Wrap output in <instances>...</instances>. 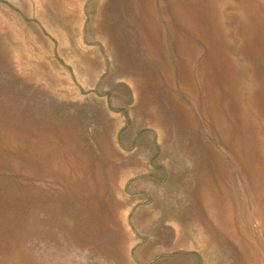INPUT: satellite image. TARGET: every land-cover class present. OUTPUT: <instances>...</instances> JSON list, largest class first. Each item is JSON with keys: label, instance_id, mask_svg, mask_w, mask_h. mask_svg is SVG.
Instances as JSON below:
<instances>
[{"label": "rangeland", "instance_id": "374dc122", "mask_svg": "<svg viewBox=\"0 0 264 264\" xmlns=\"http://www.w3.org/2000/svg\"><path fill=\"white\" fill-rule=\"evenodd\" d=\"M0 264H264V0H0Z\"/></svg>", "mask_w": 264, "mask_h": 264}]
</instances>
